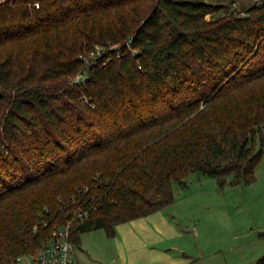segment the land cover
Segmentation results:
<instances>
[{"label":"trees","instance_id":"trees-1","mask_svg":"<svg viewBox=\"0 0 264 264\" xmlns=\"http://www.w3.org/2000/svg\"><path fill=\"white\" fill-rule=\"evenodd\" d=\"M225 8L0 0V264L37 253L79 206L77 246L172 204L193 172L255 180L264 0Z\"/></svg>","mask_w":264,"mask_h":264},{"label":"rangeland","instance_id":"rangeland-1","mask_svg":"<svg viewBox=\"0 0 264 264\" xmlns=\"http://www.w3.org/2000/svg\"><path fill=\"white\" fill-rule=\"evenodd\" d=\"M215 1L224 4L227 12L242 14L260 2ZM210 17L211 14L207 16ZM257 142L264 149V127ZM174 189L178 196L174 208L184 229L178 238L180 248L195 257L198 253L217 251L225 257L224 264H257V259L264 255V152L250 184L221 188L215 177L193 172L187 178V187L174 183ZM30 259V255H25L17 264H31Z\"/></svg>","mask_w":264,"mask_h":264},{"label":"crops","instance_id":"crops-1","mask_svg":"<svg viewBox=\"0 0 264 264\" xmlns=\"http://www.w3.org/2000/svg\"><path fill=\"white\" fill-rule=\"evenodd\" d=\"M177 200L175 194V201L167 207L118 224L114 236H108L103 228L84 232L75 252L78 263L224 264L225 257L217 251L198 253L195 257L180 248L178 238L184 229L174 208Z\"/></svg>","mask_w":264,"mask_h":264},{"label":"built area","instance_id":"built-area-1","mask_svg":"<svg viewBox=\"0 0 264 264\" xmlns=\"http://www.w3.org/2000/svg\"><path fill=\"white\" fill-rule=\"evenodd\" d=\"M89 212L79 206L73 211L74 217L66 223L55 224L51 237L37 253L30 255L31 264H79L75 256L77 245L72 240V225L75 218L85 219Z\"/></svg>","mask_w":264,"mask_h":264}]
</instances>
